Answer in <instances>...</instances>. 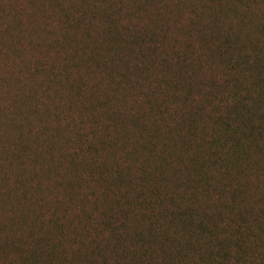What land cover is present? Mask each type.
<instances>
[{
  "label": "trees",
  "instance_id": "16d2710c",
  "mask_svg": "<svg viewBox=\"0 0 264 264\" xmlns=\"http://www.w3.org/2000/svg\"><path fill=\"white\" fill-rule=\"evenodd\" d=\"M25 1L0 264H264V0Z\"/></svg>",
  "mask_w": 264,
  "mask_h": 264
},
{
  "label": "rangeland",
  "instance_id": "374dc122",
  "mask_svg": "<svg viewBox=\"0 0 264 264\" xmlns=\"http://www.w3.org/2000/svg\"><path fill=\"white\" fill-rule=\"evenodd\" d=\"M42 2H44V0ZM0 3V10L2 9V6L3 8L5 6L4 9L8 10L5 18L1 17L2 13L0 11V77L6 76L12 78L10 80L12 82L7 83L8 87L5 86L0 90V107L5 109L13 105L15 110H24V103L22 100H16L15 104L13 103L12 93L15 92V90L12 91L14 89L13 79L16 73L21 72L25 66L32 64V61H34V55L36 56V53L33 52L31 47H29V44L39 40L40 36L38 35H40V31L36 27H39L44 17L40 14H31L28 10V1L26 2L25 0H1ZM24 6L25 8L23 9L24 11L22 15L18 16L16 22L13 21L12 11L14 10L17 13V10ZM16 25L20 28V44L18 47L24 49L22 53L19 52L20 50L14 52L11 48V44L7 39H4V37L7 38V36L8 39H10V36H13L14 32L12 27ZM6 27L8 31L7 33H5L4 30ZM37 56L41 58L40 54H37ZM19 76L20 83L16 87L20 88V90H17L21 92L25 86L26 78L23 74H20ZM4 119L5 116L2 113L0 123L6 121ZM0 132L2 133V131Z\"/></svg>",
  "mask_w": 264,
  "mask_h": 264
}]
</instances>
